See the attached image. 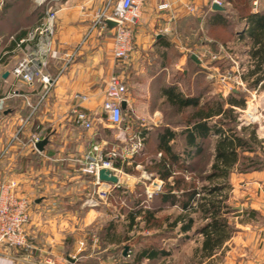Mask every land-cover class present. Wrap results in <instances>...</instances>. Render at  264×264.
I'll use <instances>...</instances> for the list:
<instances>
[{"label":"crops","instance_id":"obj_1","mask_svg":"<svg viewBox=\"0 0 264 264\" xmlns=\"http://www.w3.org/2000/svg\"><path fill=\"white\" fill-rule=\"evenodd\" d=\"M12 1L6 5L8 8L12 7L11 12L10 9L5 10L9 13L1 10L4 3L0 6V97H7L5 110L0 115V161L3 159L22 161L25 164L20 170H13L9 179L16 180L22 195L32 201L31 218L26 225V232L34 249L28 257L25 255L17 257L15 251L0 246V264H115L117 259L122 264H214L213 262L222 261V258H228L232 251H235L234 246L238 249H243L242 246L248 247L251 250V253L235 255L240 264H264V166L240 171L238 167L242 156L228 178L231 188L228 190L225 203L230 207L225 216L232 231L228 238L212 250L204 247L205 235L199 231L200 226L208 221L206 214L200 210L187 213L181 206L183 199L180 198L181 191H174L178 199L175 202L170 199L163 201L159 196L162 191L160 186V190L155 191L151 198L141 200L140 206L144 208H150L146 203L151 204L155 201L160 203L154 210L157 218L159 217L157 213L161 210L166 212L167 221L152 224L150 227L141 215L136 216L133 222L129 217L128 213L131 210L141 208L133 204L137 200L136 197L131 199L135 194L133 186L127 191H121L118 205L109 203L91 208L84 204L90 192L89 189L87 191L85 189L88 184L93 185V178L80 171V161L76 160L81 159L94 144L108 143L103 138L100 139L101 142H97L91 135L93 130L95 131V119L100 112L105 119L102 132L114 128L108 123L103 111L106 82L110 75L119 72L112 51L113 30L107 27L105 32L99 29L89 32L97 12L103 8L106 0H49L57 11L53 48L59 51L60 56L49 59L48 64L42 69L43 73L55 78L49 96L43 99L45 89L40 81L29 85L21 78L15 77L12 72L19 61L29 55H37L39 45L43 41V38L37 36L34 40L20 45V39L27 37L29 30L34 27H30L27 21L32 13L25 15L24 10H14L15 4L23 3L19 0L13 3ZM202 1L205 4L208 2ZM259 2L263 9L264 0ZM186 3L187 0H173V8L183 11ZM213 5L212 2L211 6ZM214 11L223 9L213 8L208 20ZM252 11L259 12L254 9ZM153 12L159 13L157 2L146 1L143 14ZM44 15L38 19V23ZM160 30L156 33L158 38L165 36ZM247 43L252 50L253 41L248 36ZM185 58L186 56H182V61ZM195 64L197 68H202L203 62L195 61ZM131 65L126 72H122L125 74L128 89L126 105L123 107V128H128L127 133L145 138L142 149L146 148L152 136L156 139L158 147L159 135L165 129H170L175 133V137L169 144L180 159L183 158L188 147L185 131L191 128V124L186 121L182 127H178L163 123L162 110L151 103L154 98L167 102L163 90L172 86L184 95H190L178 89L181 84L177 79H164V83L159 85L157 83V87L152 85L151 80L131 83L128 79L131 69L141 72L140 65H133L132 60ZM184 72L187 73V70ZM147 77L151 78V75ZM245 80L253 87L252 90L258 89L259 93L262 87L264 91V84L259 86L262 80L258 83L254 82L253 77ZM233 92L238 93V90ZM258 93L257 98L261 100L262 96L260 97ZM76 94L88 97L81 106L92 118V129L80 128L73 122L70 111L78 102L75 100ZM199 102L204 101L199 99ZM236 107L239 106H234ZM127 117L133 119L131 125L126 124ZM22 127L26 139L15 140ZM39 132H44V138H48L43 151L29 143L30 137L34 133L40 134ZM250 132L247 129L238 131L246 139L250 137ZM256 133L260 138L261 135ZM218 138V135L212 134L204 139L191 164L194 165L209 153L210 159L206 168L208 173L214 161ZM256 146L258 149L254 152L264 153V147L261 148L260 144ZM4 149L8 153L18 149L19 153L2 158ZM22 153L25 157H20ZM162 153L158 148L159 158ZM247 153L243 151L240 155ZM36 158L39 161H34ZM130 159L119 161L118 167L125 170V163L135 165L141 170V178L153 181L141 193L145 198L147 190L152 185L155 183L162 185L164 182L159 176L154 178V174H149L142 169L140 163L135 164V161ZM174 169L176 173L180 169L179 164H174ZM188 174L189 172L185 173V178L190 180ZM171 179L172 177L169 180ZM126 194H129V197H126ZM193 205H196V201ZM182 213L193 217L191 230L183 231L180 220L174 223ZM253 216L259 217L260 221H255ZM165 231L168 233L167 237H163ZM152 244L159 247L155 257H137L142 249Z\"/></svg>","mask_w":264,"mask_h":264},{"label":"rangeland","instance_id":"obj_2","mask_svg":"<svg viewBox=\"0 0 264 264\" xmlns=\"http://www.w3.org/2000/svg\"><path fill=\"white\" fill-rule=\"evenodd\" d=\"M10 1L12 0H4L3 3L5 5H3L1 8V10H4V13L12 8L11 6L10 8H8L9 6H6L8 5V3H10ZM14 1L15 0H13L12 3ZM108 1L109 0H106L102 6H106ZM220 1L222 3L220 6L223 7V14L227 21L226 25L221 26L211 25L208 22L210 11L213 9V7L211 6L213 0H208L206 4L202 0H187V3H193L197 5V10L194 13H190L186 10H174L173 8L166 11H159V13L153 12L147 15L143 14L135 29L134 49L131 57L132 64L136 66L140 65L139 67L141 68V72L138 73L139 71H136L134 68H132L131 72L129 73V81L132 83L140 80H151L152 85L157 87L160 83H164V79H177L181 84V86H178L179 90L184 91L186 94L192 97L200 99V101H206L208 99H211L212 101H222V99H227L228 95L233 91L226 93L224 86L214 81V78L208 77V73L214 72L215 68H217L218 71L225 72L227 71V69H231L234 67V62L231 58L232 56L236 57L233 59L237 60L243 58L246 55V49L247 47H249L247 43L248 35L245 34L246 36H241L242 34L239 35L237 32H239L244 27L242 26V24L246 22V14L255 8L253 5L255 0ZM19 2L23 4H15L13 7L14 10H24L23 13L25 15H27V13H32L31 15H29L30 19L27 21L28 23H30V27L36 26L38 24V21L40 20L39 18L42 17L45 13V6L43 7L37 5L35 0H19ZM117 2L118 0H112L111 7L114 8ZM258 3L259 5L257 7V10L260 11L262 7L260 6V2ZM6 9L8 10L5 11ZM9 11L11 12V9ZM9 11L7 13H9ZM165 28H168V32L165 34V36L158 38V36H156V33L159 31V29L163 30ZM205 54V60L201 61L203 62L202 68H197L195 66V61L191 58L192 55H196L200 60V56ZM213 54H216L218 56V59L212 58L211 55ZM182 56H186L185 60L183 61ZM185 69L187 70V73L184 72ZM249 69L251 70V68ZM149 75H151V78L147 77ZM252 88L253 87L247 83L246 87L237 89L238 93H236V97L238 99H243L244 105L234 108L233 116H236V120L227 124L226 127L235 128L237 131L241 130L242 128L247 129V131L249 132L255 130L261 135V137L259 138V135L256 133V135H258L257 138L263 140L264 142V91H262L261 87L258 93L260 97L262 96L261 100L257 98L255 101H252L250 95V92H252ZM49 91L50 90L47 91L44 98L49 96ZM152 101L153 103L151 104L153 106H156L162 110V121L165 124H173L177 125L178 127H182V125L188 120L189 117H191V115L195 111V108L191 106L184 109H178L176 106H172L164 100H156L154 98ZM225 107L227 108L230 106L226 104ZM255 107L258 108V114L253 112ZM252 113H254V115ZM104 120V115L102 112H100L98 117L95 119V131L93 130L91 135L95 137L97 142H99L101 138L106 139L108 141V145L111 147H114L115 144H119L120 147L123 146V144H121V142L117 140L119 130L116 127L110 128L108 130L104 129V133L102 132V129L104 127ZM249 120H255L256 122L246 124V122H248ZM125 121L126 124L131 125L133 119L127 117ZM23 127L22 129L19 128V140L20 138L22 140L26 139V135L24 136ZM259 127L262 129H260ZM44 134V132H41L39 134L42 139L45 137ZM82 134L85 133L83 132ZM152 137L147 142V146L144 149L143 154L139 155L136 159V161H138V163L143 166L142 169L144 170L146 164L150 163V160L159 159V157L157 156V141L156 139H154V136ZM15 140L18 139L15 138ZM257 144L258 143L255 142H253L252 144L250 143L248 149L246 150L248 153L241 155V166L243 169L246 168L245 170H250L254 167L259 168L260 166H264V153L261 152L260 154H257L256 152H254L256 151V149H258V147L256 146ZM119 146H115L117 147L116 149H118ZM118 150L120 151V149ZM4 151L5 152L2 158H6L9 154L17 155L19 153L18 149H13L11 152L9 151V153L5 149ZM22 156L25 157V154H20V157ZM133 159L135 158L133 157L132 159H130V161H135ZM209 159V153H206L200 160L196 161L192 167L191 172H189L188 174L190 180H186L194 181V185H197L198 187L207 186L209 182L206 181L204 177L207 174L206 168ZM34 161L39 160L36 158ZM32 164L34 165L35 162ZM24 165L25 164L22 161H4V159L3 161H0V184L3 181L9 179L11 173L13 174V170H20L22 167H24ZM126 168H129L130 170L127 171ZM120 174L122 179H129L133 183L135 194L131 196V199L133 200L134 197H136L137 200L144 199L141 193L146 188V186L153 181L141 178V170L135 165L131 164L125 163V170H122V173ZM149 174L152 173L149 172ZM175 175L183 177L184 172L182 170V167L178 169ZM156 177L157 176H155L154 178ZM88 185L89 186L86 187L85 190L87 191L89 189V193H92L94 186H91V184ZM166 185L167 183H163L161 185V190L166 189ZM127 190L128 188L124 187L121 190L117 191L118 193L112 192L107 201L101 202L100 205H108L109 203L118 205L119 195H121V191ZM126 197H129V194H126ZM146 205L155 210V208H158L160 203L158 201H155L151 204L146 203ZM157 215L159 216L158 218L162 219L166 215V212L161 210V212L157 213ZM252 218L255 221H260V218L257 216H253ZM163 235V237H167L168 233H166L165 231ZM234 248H236L235 251H232L228 258H222V261L220 260L213 263L240 264L235 255H237V253H251V250H249L248 247L242 246L241 248L243 249H238L234 246ZM118 260L119 259L115 261V264H122V262Z\"/></svg>","mask_w":264,"mask_h":264},{"label":"built area","instance_id":"obj_3","mask_svg":"<svg viewBox=\"0 0 264 264\" xmlns=\"http://www.w3.org/2000/svg\"><path fill=\"white\" fill-rule=\"evenodd\" d=\"M149 0H118L116 6L112 8V0H109L107 5L100 9L95 19L93 20L90 31L99 29L100 31H107L106 19H110L116 22V25L112 27L113 30V44L112 51L116 63V68L119 72H114L108 78L106 82L105 101L103 104V111L106 115L108 123L114 128L119 130L117 140L123 144H115L117 147L109 148L108 143H96L91 149L86 152L80 161V170L86 176L93 178L94 189L92 193H89L84 201L87 207H99L101 202H106L112 192L120 188H124L123 180L121 177L122 168L116 164L119 161H127L132 158L137 152H139L144 143V137L127 133V127L123 128L124 111L122 103L126 100L127 85L125 80V74L128 67L131 65V57L134 49V37L135 29L142 17L143 6ZM157 2L158 11H166L173 9V0H154ZM4 0H0V6ZM37 5L45 6V15L43 19L28 32V36L20 39V45L34 40L37 36L43 38L39 45V51L37 55H29L23 60L19 61L12 72L15 77L21 78L29 85H33L36 81H40L45 89V94L53 86L55 78L43 73L42 69L48 64L49 59L59 57V51L53 48V37L55 35V22L57 11L52 6V2L49 0H35ZM258 0H255L254 10H257L259 5ZM213 4L221 5L220 0H213ZM184 10L194 13L197 10V5L193 3L184 4ZM248 29V24L245 23L244 27L237 32L239 35L243 34ZM168 28L161 29L160 33L166 34ZM246 55L241 59H233L234 67L227 69L225 72L218 71L215 68L214 72L208 73V77L214 78L218 84L224 86L225 92L236 91L238 88L246 87L245 76L249 72V68H253L255 65V59L251 54L250 47L246 49ZM206 54L200 56V61L205 60ZM212 58L218 59L216 54L211 55ZM264 84V79L260 85ZM251 99L255 101L257 99L258 89H254L251 92ZM14 95V93H13ZM7 97H0V114L5 110V101ZM88 97L86 95H75L77 104L71 108V115L73 122L76 126L83 129H92L93 122L90 114L81 106V103L86 101ZM254 113L258 114V108L255 107ZM254 113H252L254 115ZM255 114V115H256ZM251 115V114H250ZM256 122L255 120H249L246 124ZM260 128V127H259ZM262 129V128H260ZM19 138L18 133L15 136ZM42 137L38 133H34L29 143L32 147H36V143L40 141ZM111 169L116 175L119 176L118 183H112L102 181L99 179L100 169ZM150 178L149 175H147ZM155 190L153 185L147 190V198H151ZM32 201L22 195L19 190V183L14 179H8L0 184V246L15 251L17 257L25 255L26 257L33 251V246L29 241L28 234L26 232V225L31 218Z\"/></svg>","mask_w":264,"mask_h":264},{"label":"trees","instance_id":"obj_4","mask_svg":"<svg viewBox=\"0 0 264 264\" xmlns=\"http://www.w3.org/2000/svg\"><path fill=\"white\" fill-rule=\"evenodd\" d=\"M245 19L248 29L241 36L247 34L252 39L253 48L251 54L256 61L254 68L248 72L245 78L253 77L254 82L258 83L264 79V8L259 12L249 11ZM209 23L215 26L226 25L227 21L223 11H214ZM163 94L166 95L167 102L178 109L190 106L195 108L194 113L187 120V123L191 124V128L185 131L188 147L185 149V155L181 160L169 144L170 140L175 137V133L170 129H165L158 138L157 149L162 150V156L158 160H150V163L146 164L145 170L155 176H159L164 184L167 183L166 189H163L159 194L161 200L170 199L175 202L178 199L174 191H181L180 198L183 197L181 206L184 210H187V213L200 210L203 214H206L208 221L200 226L199 231L205 235L204 247L212 250L216 245L228 238L232 231L225 216L229 212V207L225 204V201L228 197V190L231 188L228 178L235 164L239 162L241 152L246 151L249 144L253 142L260 144V147L263 148V140L257 138L255 130L251 131L250 137L246 139L235 128L226 127L227 124L236 120V116H233L234 106L244 105V100L238 99L235 92L229 94L228 98L222 99V101L208 99L203 103L199 102V99L195 97L186 96L177 91L174 86L163 90ZM226 104L230 107L226 108ZM244 130V128L241 129V131ZM212 134L218 135L219 138L215 145L214 161L204 177L209 184L205 187H198L194 185V181L186 180L185 173L191 172L193 167L191 164L192 159L197 154L202 141L209 138ZM142 151L144 149H141L136 154L137 157L142 154ZM135 156L133 160H135L134 163L136 164L138 161H136L137 157ZM174 164H179V167H182L183 177L175 175ZM116 165L120 166V163L118 162ZM238 168L240 171H247L245 170L246 168H242L241 161ZM253 169H257V167ZM129 170L128 168L127 171ZM170 177H172L171 180H169ZM121 189L116 190L114 193H118L117 191ZM144 199H148L146 195ZM141 200L134 201V206L141 207ZM194 201H196V205H193ZM128 214L132 222L136 216L141 215L149 227L152 224L167 221L166 215L162 219L157 218L154 210L143 206L137 210H131ZM179 220L182 222L181 229L183 231L191 230L194 221L193 217L182 213L176 218L174 223L176 224ZM158 248L155 244L149 245L142 249L137 257H155V252H157ZM160 251L164 252L163 250Z\"/></svg>","mask_w":264,"mask_h":264},{"label":"water","instance_id":"obj_5","mask_svg":"<svg viewBox=\"0 0 264 264\" xmlns=\"http://www.w3.org/2000/svg\"><path fill=\"white\" fill-rule=\"evenodd\" d=\"M213 8L216 9V10H222L223 9L222 6L217 5V4H214ZM106 23H107L108 29H111L113 26L116 25V22L113 21V20H110V19H106ZM192 58L195 61L200 62L196 55H193ZM125 105H126V101H123L122 106L124 107ZM47 143H48V138L41 139L40 141H38L36 143V148L39 151H43L44 148H45V145ZM99 179L102 180V181H107V182H112V183H118L119 182V176L116 175L111 169H105V168L100 169V171H99ZM123 186L125 188H130L131 186H133V183L129 179H123ZM160 186H161L160 183H155L153 185V189L155 191H158V190H160ZM127 250L128 249L126 247L125 248L126 253H127Z\"/></svg>","mask_w":264,"mask_h":264},{"label":"bare ground","instance_id":"obj_6","mask_svg":"<svg viewBox=\"0 0 264 264\" xmlns=\"http://www.w3.org/2000/svg\"><path fill=\"white\" fill-rule=\"evenodd\" d=\"M123 180V179H122Z\"/></svg>","mask_w":264,"mask_h":264}]
</instances>
